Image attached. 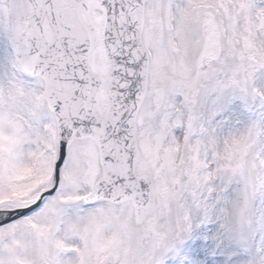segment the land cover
Returning <instances> with one entry per match:
<instances>
[{
	"label": "snow or ice",
	"instance_id": "6c2138e0",
	"mask_svg": "<svg viewBox=\"0 0 264 264\" xmlns=\"http://www.w3.org/2000/svg\"><path fill=\"white\" fill-rule=\"evenodd\" d=\"M0 264H264V0H0Z\"/></svg>",
	"mask_w": 264,
	"mask_h": 264
}]
</instances>
